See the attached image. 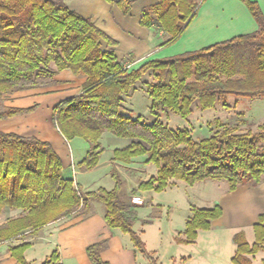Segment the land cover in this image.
<instances>
[{
  "label": "trees",
  "instance_id": "obj_1",
  "mask_svg": "<svg viewBox=\"0 0 264 264\" xmlns=\"http://www.w3.org/2000/svg\"><path fill=\"white\" fill-rule=\"evenodd\" d=\"M113 3V0H105ZM142 11L140 25L164 33V45L175 42L195 18L205 0H156ZM257 24V31L168 59L150 60L128 69L117 61L111 40L88 19L69 9L65 0H0V101L5 95L55 85L54 78L67 70L84 77L81 92L52 109V122L66 141H85L88 152L77 164L80 171L93 170L103 152L104 134L126 139L129 144L113 151L111 161L130 165L143 158L156 168L154 176L138 184L137 191L162 193L175 181L189 186L204 181H225L230 192L243 184L257 186L264 180V124L255 132L216 122L210 136L193 140L188 130L172 131L162 124L156 111L165 110L182 119L198 105L213 108L228 97L264 100V15L255 2L242 0ZM121 12L129 13L132 0H118ZM150 74L147 86L150 114L155 121L145 125L124 107L135 85ZM225 106V104H223ZM36 107H0V121L32 113ZM60 158L49 143L35 138L0 132V217L16 211L0 226V243L19 241L8 250L18 264H29L24 252L31 243L20 238L73 214L87 216L91 202L102 205L111 229L129 236L134 248L151 264L140 237L133 231L139 222L132 195L120 196L125 182L112 166L113 188L81 193L63 174ZM219 206L191 210L182 232L190 244L198 231H208L221 217ZM254 242L243 233L234 238L232 264H251L264 251V217L253 226ZM20 239V240H19ZM105 243L90 245L86 254L92 264H107L100 258ZM53 252L41 264H59Z\"/></svg>",
  "mask_w": 264,
  "mask_h": 264
},
{
  "label": "crops",
  "instance_id": "obj_2",
  "mask_svg": "<svg viewBox=\"0 0 264 264\" xmlns=\"http://www.w3.org/2000/svg\"><path fill=\"white\" fill-rule=\"evenodd\" d=\"M65 1L69 9L90 20L95 27L116 42L115 47L107 46L104 42L102 47L104 50H112L117 61L123 63V66L128 69L138 68L150 60L173 58L257 31V24L242 0H205L181 36L168 45L163 44L167 38L164 33H156L152 29L140 25L143 9L155 5L156 0H132L131 9L126 15L116 5L118 0H113V3H108L105 0ZM247 1L257 3L264 15V0ZM54 81L57 82L55 85L5 95L2 98V107L4 108L29 109L36 107V109L32 113L0 121V132L35 138L41 142L49 143L62 162L64 176L71 178L74 188L80 190L81 193L96 191L99 188L111 190L113 181L109 172L112 166L121 175L126 188L128 182L122 171L129 170L131 173H135L137 170L131 165L144 163L145 160L137 158L130 165L114 163L111 161L113 151L126 147L129 141L121 148L119 146L106 148L102 145L103 152L97 166L91 171H80L77 164L85 158L89 147L83 141H80L74 149L70 146V142L63 138L52 122V109L60 102L79 95L85 78L64 70L55 76ZM149 166L151 164L144 165L146 168ZM119 167L124 169L120 172ZM104 177L110 180L106 182L107 186L105 187L100 185ZM129 191L128 188L126 193ZM137 193L140 195L136 197L148 200L152 205L155 193L139 191ZM222 193L223 196L214 205L220 207L221 217L211 222L208 231H198L196 240L190 244L178 241L184 240L182 232L191 216V210L205 208L189 204L187 218L175 228L170 224L172 207L169 206L171 201L166 200V214L170 225L168 242L171 249L181 252L180 248H186L191 252L169 256L163 263L159 261V254L156 250L149 252L145 248L147 253L152 254V259L156 261V264H200L199 261L202 258L206 260L216 253L222 242L219 237H223L224 232L228 231H232V243H234L233 238L237 233H243L246 242L249 245L253 244V226L259 222L260 216L264 217V180L257 186L243 184L233 192H230L227 186V190L225 189ZM157 206L161 210L165 208L164 205L158 204ZM103 215L102 205L91 202L89 214L86 217L81 214H73L45 226L33 234L34 238L31 241L28 240L31 246L23 254L25 260L29 264H41L53 252H57L59 264H92L87 257L86 248L93 244L105 243V248L100 253V258L104 263L151 264L146 256L134 248L128 235L106 225ZM5 223L6 221L0 220V226ZM139 230L143 233L141 225ZM135 233L138 236L142 235ZM160 238L163 239L162 233H160ZM14 244L16 241L0 243V264H18L8 250ZM38 245L44 246L45 249L36 250L35 247ZM235 251L236 246L234 252L232 249L230 254L232 255L229 258L231 264ZM39 256L41 258L36 259ZM28 257L33 260H29ZM262 263L264 264V261Z\"/></svg>",
  "mask_w": 264,
  "mask_h": 264
},
{
  "label": "rangeland",
  "instance_id": "obj_3",
  "mask_svg": "<svg viewBox=\"0 0 264 264\" xmlns=\"http://www.w3.org/2000/svg\"><path fill=\"white\" fill-rule=\"evenodd\" d=\"M154 84V80L150 74L145 75L134 87V90L129 95L128 99L124 102V107L130 110L132 118L141 117V121L145 125H150L155 121V117L150 114V97L148 96L147 86ZM225 104V106H223ZM0 107H2V100L0 101ZM158 120L164 124L168 129L172 131L188 130L193 140H200L204 137L210 136L217 130L216 122L230 127H237L239 131L251 130L255 132L257 128L264 124V100H236L232 97H228L216 104L213 108L207 110H201L198 105L192 108L191 115L186 119H182L179 116L165 111H156ZM83 141L78 138L69 140L70 146L74 149ZM128 142L126 139L116 138L111 134H106L101 144L106 148L112 146H125ZM83 143H86L83 141ZM86 145H88L86 143ZM89 147V146H88ZM144 163H138L131 165L137 171L131 173L129 170H123L119 167V171L125 175L128 182L126 188H124L120 196L123 198L126 190L129 188L127 195H132V191H136L132 197L139 196L137 193L138 184L141 181H147L152 175L156 173V168L151 164L149 167H144ZM110 181L109 178H102L101 186L105 187L106 182ZM227 190V183L225 181H204L189 186L181 181H175L173 185H170L161 194L154 195V201L149 204L148 200H143V205L137 208V216L139 222L133 226V231L142 234L141 241L145 244V248L149 252L157 251L159 254V261L165 263L169 256H177L184 254L185 252H191L186 248H180L182 251H175L171 249V245L168 242V228L169 222L167 217V205L166 200L171 201L172 215L170 216L171 223L175 228L178 224L184 222L188 216V205L199 208L209 209L212 208L220 197L223 196V191ZM141 199V198H140ZM158 204L164 205V210H161ZM18 212L10 211L1 216L0 220L7 221L9 218L18 216ZM141 225L143 233L139 230ZM2 226V225H1ZM235 232V231H234ZM162 233V238H160ZM34 233L20 238L21 240L31 241L34 238ZM231 234V236H230ZM213 235V234H212ZM248 235V234H247ZM215 236V235H214ZM214 238V237H211ZM232 231L224 232L223 237H219L222 240L221 245L211 257L201 259L200 264H231L229 258L231 251L235 249L234 243H232ZM19 239V240H20ZM248 239L250 236L248 235ZM16 241V244H19ZM231 243L232 249H231ZM14 244V245H16ZM42 247V248H41ZM45 249L44 246H36L35 249ZM46 252V250H45ZM44 253V252H43ZM29 260H33L28 257ZM41 258V256L36 259ZM155 258V257H154ZM211 260V262H210ZM264 251H260L251 260V264H263ZM210 262V263H209Z\"/></svg>",
  "mask_w": 264,
  "mask_h": 264
},
{
  "label": "built area",
  "instance_id": "obj_4",
  "mask_svg": "<svg viewBox=\"0 0 264 264\" xmlns=\"http://www.w3.org/2000/svg\"><path fill=\"white\" fill-rule=\"evenodd\" d=\"M131 203L136 206H142L143 205V200L138 198V197H132L131 198Z\"/></svg>",
  "mask_w": 264,
  "mask_h": 264
}]
</instances>
